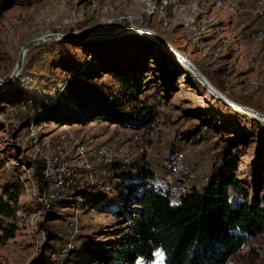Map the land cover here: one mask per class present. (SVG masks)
<instances>
[{"label": "rangeland", "instance_id": "1", "mask_svg": "<svg viewBox=\"0 0 264 264\" xmlns=\"http://www.w3.org/2000/svg\"><path fill=\"white\" fill-rule=\"evenodd\" d=\"M214 1L204 4L203 0H0V193L3 187L18 183L22 188L19 199L22 209H33L28 191L32 181L36 187L40 186L34 163L40 158L27 140L30 126L36 130L39 143L47 144L53 152L57 135L66 125L57 124L56 117L79 116L93 110L82 96L81 101L71 100L76 81L91 80L94 89L100 84L107 85L104 91L112 92L109 103L114 100L113 95L117 98L125 92V84L139 89L135 92L138 101L128 107L130 112L134 108L151 107L156 114L152 123L137 130L142 142L149 146L151 166L158 168L161 150L178 145L197 173L194 186L198 189L220 162L222 149L233 141L234 176L247 193L249 204L264 209V119L217 100L186 67L187 61L196 64L200 56L191 44L197 35L191 28L198 31L202 27L203 24H197L198 18L210 12ZM230 1L235 3L236 17L243 14L254 20L248 21L251 37L264 25L260 0H247L248 5L244 0ZM131 27L149 29L168 45L161 47L156 39L143 36ZM105 33L118 34L101 38L99 34ZM89 35L92 37L88 38ZM50 36L53 38L26 51L11 84L1 83L16 69L25 45ZM137 38L143 39L144 44L133 45L131 42ZM168 72L177 76L173 91L165 92L161 80ZM221 95L228 103L264 115L259 103H256L259 109L252 108L235 102L225 93ZM106 108L111 109L112 104ZM67 126L84 139L100 143L124 130L100 119ZM76 167L84 175L80 166ZM109 179L110 185L101 193L102 198L96 197L91 202L96 208L94 214L89 213L88 205L80 206V212L75 214L80 198L65 197L67 202L75 203L73 207L57 202L39 217L38 231L33 232L28 223V227L17 230L13 239L0 243V264H32L46 242L56 250L62 247L68 239L64 224L75 218L80 228L75 251L113 242L112 230L126 228L125 221L117 220L113 213L124 203L121 194L124 189L113 176ZM84 180L85 176L80 175V190L85 188ZM46 228L53 231L52 237H47ZM161 256L155 252L150 264H162ZM83 257L70 256L67 264H80ZM225 264H264V234L242 245Z\"/></svg>", "mask_w": 264, "mask_h": 264}, {"label": "trees", "instance_id": "2", "mask_svg": "<svg viewBox=\"0 0 264 264\" xmlns=\"http://www.w3.org/2000/svg\"><path fill=\"white\" fill-rule=\"evenodd\" d=\"M131 43L143 45L144 41L137 38ZM176 76L168 72L163 77L161 88L165 92L173 91ZM90 81H76L71 100L81 101L82 96L88 108L93 110L81 112L79 116L56 117L57 124L91 123L100 119L122 129L137 131L155 120L156 114L151 107L134 108L130 112L128 105L138 101L135 93L139 90L137 87L131 88L125 84V92L117 98L113 95L114 100L109 103L112 92L104 91L107 85L100 84L99 88L96 86L94 89ZM110 104L112 108L108 110L106 106ZM234 145L232 141L222 149L220 162L206 177L207 182L199 189L193 187L178 205H171L167 195L145 189L143 179L150 174V170L140 167L132 175L129 187L121 190L123 205L113 212L117 220L125 221V231L112 230L110 236L113 242H103L78 252L74 248L69 252L65 264L70 256L76 255L84 256L80 264H150L154 261L155 252L162 255V264H225L242 245L264 234V209L249 204L247 193L234 176L236 160L231 155ZM168 149L182 151L175 144ZM34 163L41 187L43 164L41 160ZM119 169V164L110 168L111 176L115 179L120 177ZM17 171L18 168L14 171L16 182ZM21 191L17 183L3 187L0 193L1 244L13 239L18 230L14 216L15 210L21 207L18 201ZM100 196L90 199V204L96 197L100 200ZM58 202L70 208L75 204L65 199ZM46 231L48 238L54 235L50 228H46ZM54 251V246L46 242L32 264H51L50 253Z\"/></svg>", "mask_w": 264, "mask_h": 264}, {"label": "built area", "instance_id": "3", "mask_svg": "<svg viewBox=\"0 0 264 264\" xmlns=\"http://www.w3.org/2000/svg\"><path fill=\"white\" fill-rule=\"evenodd\" d=\"M214 6L235 17L236 6L230 0H216ZM259 9L264 12V0L259 1ZM207 23L215 24V20L209 18ZM167 24L165 20L163 25ZM191 30L192 33H197L195 41L196 45H199L198 48L207 54H213L211 47L201 42L206 37L204 33L206 27L202 26L198 31L195 27ZM248 41L252 44L264 43V25L256 29ZM62 127L63 130L57 135V144L53 152H50L47 144L39 143L36 130L30 126L27 140L43 164L42 186L36 187L31 180L32 185L28 192H31L34 206L30 211L22 207L15 210L14 224L17 229L28 227L29 223L33 232L38 231L39 217L49 212L53 204L65 197L80 198V204L75 205V214H78L79 208L84 205H88L89 213L94 214L96 208L90 204V199L102 195L101 193L110 185L109 177L112 174L110 168L114 164L120 165V177L117 181L123 189L129 187L132 175H135L140 167L150 170V174L143 179L144 188L167 195L171 205H178L181 199L195 187L197 173L186 161L184 151L161 150L157 168L151 166L148 160L149 146L142 142L136 130L130 128L121 130L106 142L100 143L84 139L81 134L71 131L67 125ZM132 150L134 151L130 152ZM76 165L80 166L84 175L77 170ZM80 175L85 176L84 181H86L82 190L79 189L78 182ZM64 229L68 239L62 247L50 253L51 264H65L69 252L74 250L80 229L78 219L66 221Z\"/></svg>", "mask_w": 264, "mask_h": 264}, {"label": "crops", "instance_id": "4", "mask_svg": "<svg viewBox=\"0 0 264 264\" xmlns=\"http://www.w3.org/2000/svg\"><path fill=\"white\" fill-rule=\"evenodd\" d=\"M203 2L211 4L213 0ZM243 3L248 5L247 0ZM211 8L208 14L198 18L197 24L206 27V37L201 42L211 47L214 53L207 54L198 48L195 41L197 35L193 33L191 44L200 55L196 64L193 63L194 67L217 92L252 108L262 107L264 111V43L252 44L248 41L250 17L243 14L233 17L215 6ZM209 18L214 19L215 24L207 23ZM256 103L260 104L259 107Z\"/></svg>", "mask_w": 264, "mask_h": 264}, {"label": "water", "instance_id": "5", "mask_svg": "<svg viewBox=\"0 0 264 264\" xmlns=\"http://www.w3.org/2000/svg\"><path fill=\"white\" fill-rule=\"evenodd\" d=\"M48 38H53V36H50V37H46L44 40H40V41H38L37 43L36 42H34V41H32V42H30V43H28L27 45H25L24 47H23V50L24 51H28L30 48H32L33 46H35V45H37V44H39V43H42V42H44L46 39H48ZM157 41L159 42V44L161 45V47L163 46V47H165V43H164V41L163 40H161V39H157ZM180 59H183L182 58V56H178ZM187 61V60H186ZM187 64H188V67L192 70V72L194 73V74H196V75H194V77L196 78V80L203 86V87H205L206 88V90L209 92V94H211L214 98H216L217 100H219V101H221L223 104H225V105H228V106H230L231 108H233L234 110H240L238 107L236 108V107H233V106H237V105H230V103H228L227 101H225L223 98H222V95H221V93L218 91H216L208 82H207V80H206V78L202 75V73L201 72H199L198 71V69H196L195 67H194V65H192L189 61H187ZM21 66H22V59L21 58H18V60H17V63H16V69H15V72L17 71V70H19L20 68H21ZM12 76H13V74L9 77V79H7L6 81H2L1 83L2 84H11L12 83V81H13V79H11L12 78ZM240 107V106H239ZM250 111L251 113H253L252 115L255 117H258V118H260V119H264V115L263 114H261V113H259L258 111H254V110H252V109H248V108H246V111Z\"/></svg>", "mask_w": 264, "mask_h": 264}, {"label": "bare ground", "instance_id": "6", "mask_svg": "<svg viewBox=\"0 0 264 264\" xmlns=\"http://www.w3.org/2000/svg\"><path fill=\"white\" fill-rule=\"evenodd\" d=\"M129 29H131V30H134V31H136V32H138L139 34H142L143 36H149V38L150 39H160V37L158 36V34H156L155 32H153V31H151V30H149V29H137V28H133V27H131V28H129ZM118 33H105V34H99V35H101V38L103 37V38H107V37H111V36H116ZM119 34H120V32H119ZM146 34V35H145ZM98 35V34H97ZM98 35V36H99ZM146 36V37H147ZM79 38H81L80 36H78ZM88 38L89 37H92V35H89V36H87ZM77 38V37H76ZM40 40H42V39H39V40H37V41H35L36 43L38 42V41H40ZM165 45H168V44H166L165 43ZM25 53H26V51H24L23 49L21 50V52L19 53V58H21L22 59V64H23V61L25 60V57H26V55H25ZM187 65V66H186ZM185 66L188 68V70H190L191 72H192V70L188 67V64H186ZM20 70H18L17 71V73L19 72ZM190 72V73H191ZM194 72V71H193ZM191 73L193 76L194 75H196V74H194V73ZM16 72H15V70H14V72L12 73V74H14V76L13 77H16L18 74H17ZM231 105H233L232 103H230ZM233 107H238L240 110H246V108H243L242 106H240L239 107V105H237V106H233ZM246 113H248L249 115H251V116H253L252 114L253 113H251L250 111H246ZM260 120H262V119H260ZM263 122H264V120H262Z\"/></svg>", "mask_w": 264, "mask_h": 264}, {"label": "snow or ice", "instance_id": "7", "mask_svg": "<svg viewBox=\"0 0 264 264\" xmlns=\"http://www.w3.org/2000/svg\"><path fill=\"white\" fill-rule=\"evenodd\" d=\"M158 255H160V254L158 253ZM161 258H162V256H161Z\"/></svg>", "mask_w": 264, "mask_h": 264}]
</instances>
